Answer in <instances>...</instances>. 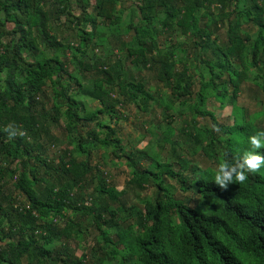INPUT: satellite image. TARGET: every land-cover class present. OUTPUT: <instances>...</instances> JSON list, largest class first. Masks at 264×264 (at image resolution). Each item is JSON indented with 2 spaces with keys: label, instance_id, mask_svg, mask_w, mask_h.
Returning a JSON list of instances; mask_svg holds the SVG:
<instances>
[{
  "label": "trees",
  "instance_id": "obj_1",
  "mask_svg": "<svg viewBox=\"0 0 264 264\" xmlns=\"http://www.w3.org/2000/svg\"><path fill=\"white\" fill-rule=\"evenodd\" d=\"M149 79L169 90L167 118L192 113L158 146L182 139L206 166L173 146L174 160L153 154L146 166L124 150L123 107L160 102ZM246 81L264 92V0H0V264H264V167L227 190L213 181L260 130L245 110L221 126L200 109L235 105ZM120 161L123 190L103 167ZM146 189L142 209L127 208L125 194Z\"/></svg>",
  "mask_w": 264,
  "mask_h": 264
},
{
  "label": "rangeland",
  "instance_id": "obj_2",
  "mask_svg": "<svg viewBox=\"0 0 264 264\" xmlns=\"http://www.w3.org/2000/svg\"><path fill=\"white\" fill-rule=\"evenodd\" d=\"M157 26V25H155ZM225 26V25H224ZM249 30V29H248ZM221 33L220 36L224 35V30H219ZM253 32V31H252ZM160 40V46H164L163 39L159 37ZM91 52L98 56L101 53L100 47H96L93 50L88 51V55L91 56ZM109 54V52L107 51ZM116 53L115 55L121 53V50H113L112 54ZM110 59H114L113 57H110ZM191 62L189 61V64ZM123 69L125 71L126 75H129L133 78H137L138 74L136 70L128 63L123 62ZM193 82L194 85L192 86V92H196L198 90V84L197 83V76L193 74ZM151 83V87H158V93L160 96L159 101L156 102L153 105L149 107L145 112H139L132 106H124L122 109L123 117L120 121L117 122L115 125L116 132L118 134V137L122 141V146L126 152L131 153L133 156H140L143 155V158H141V163L146 166L148 163V159L152 157L153 154H155L158 158V160L165 161V160H174L172 158V151L171 147H175V154H180L181 156H185V158L188 161H195L197 165L199 166H206L208 164V161L205 160L200 154L196 155H188L186 150L183 148L185 144H183L182 139H178L177 143L178 145H175L172 143V146L170 143L163 145V147H159L158 143H161V130L165 128V125L169 124L171 127L178 129L184 123L189 122L191 120V112H185L181 117H177L174 111L169 112L170 117L167 118L165 111L161 100L165 97L164 94H168L169 90L161 87L157 83H153L149 79ZM87 85V83H86ZM89 85V84H88ZM155 92V89L152 90ZM161 94V95H160ZM153 96H156L154 94ZM163 96V97H162ZM158 97L156 96L155 99ZM86 102V106L88 108H95L96 102L94 101H88L87 98L84 99ZM191 102H193V99H191ZM201 110H206L210 112L215 119V123L221 126L225 125H231L233 121V116L239 112L240 114L238 116L243 115L242 112L245 110L247 116H245L246 121L250 118L254 119L255 127L260 130L264 131V92L256 87L252 82L246 81L242 84L241 90L237 96L236 104L231 106L225 103H218L212 98H209L204 105L200 107ZM262 111V115L260 116L257 112ZM258 115V116H257ZM197 121L199 122L200 126H203L204 128L212 129L214 127V124L211 123L209 116L204 117H197ZM215 128V127H214ZM216 134L222 138L221 133H218V130L214 129ZM53 132L58 133L57 129H53ZM61 136V135H60ZM62 140L64 141V138L61 136ZM172 141H175L172 139ZM101 151L95 152V154L98 156ZM56 153V149H52L48 152L49 156ZM147 158H146V157ZM105 171H107V177L110 184L114 185L117 190H123L126 186V182L129 180V173L127 168L125 167V164L123 161H120L119 163H116V165H112L108 163V165L103 166ZM172 186L174 184L170 181H168ZM174 198H182L183 195L175 189V187H172V190L170 191ZM138 194H132L130 192H127V195L125 194L126 199V206L127 208H130L132 206H136L139 209H142V204L138 201L139 199L143 198L144 196L152 197L153 190L146 189L142 191H138ZM84 225L87 224L86 220L83 222ZM86 236H88L86 232ZM90 238V236H88ZM86 238L85 242H80V246L82 249L85 247L87 248V245H91V239ZM73 247V244H70ZM78 249L75 251L76 256L81 255V250Z\"/></svg>",
  "mask_w": 264,
  "mask_h": 264
},
{
  "label": "clouds",
  "instance_id": "obj_3",
  "mask_svg": "<svg viewBox=\"0 0 264 264\" xmlns=\"http://www.w3.org/2000/svg\"><path fill=\"white\" fill-rule=\"evenodd\" d=\"M249 149L243 151L234 162L220 161L213 175L216 187L227 190L233 181L237 184L247 179V174L264 167V155L256 150L264 149V131H257L247 137Z\"/></svg>",
  "mask_w": 264,
  "mask_h": 264
}]
</instances>
